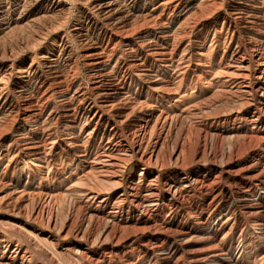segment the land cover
Wrapping results in <instances>:
<instances>
[{"label": "bare ground", "instance_id": "bare-ground-1", "mask_svg": "<svg viewBox=\"0 0 264 264\" xmlns=\"http://www.w3.org/2000/svg\"><path fill=\"white\" fill-rule=\"evenodd\" d=\"M258 158L264 0H0V264H238Z\"/></svg>", "mask_w": 264, "mask_h": 264}, {"label": "rangeland", "instance_id": "rangeland-1", "mask_svg": "<svg viewBox=\"0 0 264 264\" xmlns=\"http://www.w3.org/2000/svg\"><path fill=\"white\" fill-rule=\"evenodd\" d=\"M187 104L188 103L185 102V107L187 106ZM229 126H227V127L226 126H222V127L217 126L216 128L208 129L209 130L208 132L213 131L210 133H217L220 136L219 138H222V142L220 143L219 147H221L223 150L224 149L226 150L229 143H230V141L224 140V138L241 135L240 134L241 131H238V130H240L238 126H236V125L235 126L229 125ZM221 129L224 131L222 132ZM205 130L207 131V129H205ZM174 132H176V130ZM259 161L264 162V158H260ZM240 163H242V162H240ZM256 201H257V203H259L260 206L264 207V192L261 189H259V191H258ZM85 208H86L88 213H91L90 212L91 208L89 207V205H87ZM213 222L214 221H212L211 225H213ZM244 223L247 224L248 234H245L244 231L241 232L240 229H237L232 235H228L224 238H221L222 237L221 235L225 231L226 232L229 231L231 225H230V223H226L219 229V224L215 221L214 226L212 227V229L214 228L215 230H211L212 232L210 231L212 236H213L214 242L212 244L192 242L189 245V247H187V249H188V251L193 252L197 249H203V248L208 247V246L213 245V244L216 245L219 242L218 240L221 239L218 244L222 248V253L225 254V258H231L233 260H237L238 264H264V259H263L264 258V245L260 241L261 236L260 235L258 236V233H255V231H253V229H251L252 226L250 224H252V221L250 219L246 220V222H244ZM185 225H187V224L185 223ZM3 230H5V229H3L1 224H0V231L2 232ZM257 236H258V238H257ZM64 246H65V243L63 244L60 241V247L59 248L53 249L51 245H46L44 247V249L46 251H48V253H50V254L53 253V256L56 259H58L59 264H68L67 258L60 257V253H59V252H61L62 248H64ZM176 249L181 250L179 245ZM255 249H256V251H255ZM58 253H59V255H58ZM172 257H173L172 259H174L176 257V255L175 256L172 255ZM59 260H61L62 263ZM142 260H143V258H142ZM79 264H81L80 261H79ZM82 264H87V262H83ZM107 264H109V263H107Z\"/></svg>", "mask_w": 264, "mask_h": 264}]
</instances>
